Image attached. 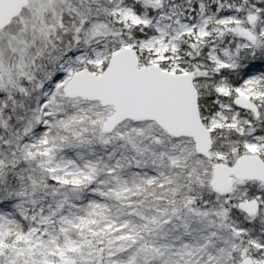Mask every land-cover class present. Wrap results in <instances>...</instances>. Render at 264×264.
<instances>
[{
  "label": "snow or ice",
  "instance_id": "6c2138e0",
  "mask_svg": "<svg viewBox=\"0 0 264 264\" xmlns=\"http://www.w3.org/2000/svg\"><path fill=\"white\" fill-rule=\"evenodd\" d=\"M0 264H264V0H0Z\"/></svg>",
  "mask_w": 264,
  "mask_h": 264
}]
</instances>
